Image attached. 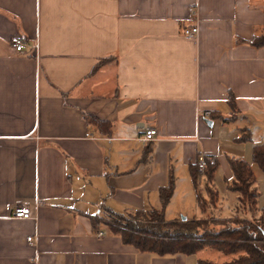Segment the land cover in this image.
Segmentation results:
<instances>
[{
  "label": "crops",
  "instance_id": "1",
  "mask_svg": "<svg viewBox=\"0 0 264 264\" xmlns=\"http://www.w3.org/2000/svg\"><path fill=\"white\" fill-rule=\"evenodd\" d=\"M262 32L264 0H0V264H196L90 215L160 208L170 179L166 219L239 210L228 158L253 166L264 141V48L249 43ZM199 153L216 165L194 185ZM23 203L32 217H13Z\"/></svg>",
  "mask_w": 264,
  "mask_h": 264
},
{
  "label": "trees",
  "instance_id": "2",
  "mask_svg": "<svg viewBox=\"0 0 264 264\" xmlns=\"http://www.w3.org/2000/svg\"><path fill=\"white\" fill-rule=\"evenodd\" d=\"M249 43L264 48V32L254 35ZM97 66L98 64L94 69ZM148 150L144 148L143 158ZM228 159L233 178L227 182V187L237 191V199L243 204L242 215L235 213L230 216H180L166 219L164 207L174 187L173 180L170 179L159 188L160 208H135L118 212L105 207L103 213L90 215L93 226H105L110 232L119 235L123 242L141 251L189 254L208 249L214 251L213 256L216 255L215 251L231 256L222 261L198 257L196 264H264V207H258L259 190L252 165L242 157ZM252 161L264 169V141L253 145ZM215 165V162L209 163L201 171L195 162L190 163L193 184L196 185L200 173H204L207 180L211 181ZM207 189L214 201L216 189L212 185H207Z\"/></svg>",
  "mask_w": 264,
  "mask_h": 264
},
{
  "label": "built area",
  "instance_id": "3",
  "mask_svg": "<svg viewBox=\"0 0 264 264\" xmlns=\"http://www.w3.org/2000/svg\"><path fill=\"white\" fill-rule=\"evenodd\" d=\"M189 10L191 11V13H195L194 6H190ZM183 33L186 37H191V38L196 37V35L198 33L197 24L195 23L194 25L186 27L184 29ZM9 42L15 48V50L18 52L23 51V49L26 45L25 39L19 35H11L9 38ZM32 46L37 48V43L35 42L34 44H32ZM204 114L208 115V112H204ZM156 134H157V130L155 127H148L146 129H144V132L141 134L139 139L143 142H147L149 140L155 139ZM214 162H215V160H214V157L212 155L203 154V153H199L197 155V158L195 161L196 166L199 170H203L207 164L214 163ZM11 215L13 217H16V218H30V217H32V214L30 212V208L25 203L15 206ZM102 233H103L102 231H98L97 235H101ZM27 239L30 240L31 236H28Z\"/></svg>",
  "mask_w": 264,
  "mask_h": 264
},
{
  "label": "rangeland",
  "instance_id": "4",
  "mask_svg": "<svg viewBox=\"0 0 264 264\" xmlns=\"http://www.w3.org/2000/svg\"><path fill=\"white\" fill-rule=\"evenodd\" d=\"M252 168H253V171H254V174H255L256 186H257L258 190L260 191V185L261 186L264 185V169H262L256 163L253 164ZM204 191H205V188L202 187V193ZM182 200H186V197H183ZM211 200H212V198H211ZM200 204H203V202H200ZM207 206L208 207H212V205H210V204H207ZM207 206H206V208H207ZM237 207H238L239 210L236 212V214H239V215L244 214L243 204L241 202H239V201L237 202V206H236L234 211H236ZM230 212H232V210ZM256 214L258 215L259 212L257 211ZM207 216H209V215H207ZM213 253H214V251H212V250L202 249V250L196 252L195 255L197 257L210 258V259H213V260H216V261H222V260H225V259H228V258L231 257L230 255H224L223 253L218 252V251H215L216 255H214V256H213Z\"/></svg>",
  "mask_w": 264,
  "mask_h": 264
},
{
  "label": "water",
  "instance_id": "5",
  "mask_svg": "<svg viewBox=\"0 0 264 264\" xmlns=\"http://www.w3.org/2000/svg\"><path fill=\"white\" fill-rule=\"evenodd\" d=\"M181 217H182V218H185L186 216H184V215H181Z\"/></svg>",
  "mask_w": 264,
  "mask_h": 264
}]
</instances>
